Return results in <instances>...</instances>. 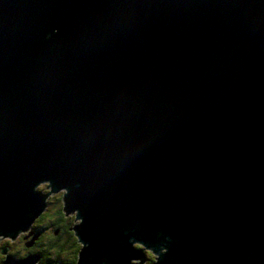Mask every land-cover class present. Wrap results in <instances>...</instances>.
Listing matches in <instances>:
<instances>
[{
  "label": "water",
  "instance_id": "obj_1",
  "mask_svg": "<svg viewBox=\"0 0 264 264\" xmlns=\"http://www.w3.org/2000/svg\"><path fill=\"white\" fill-rule=\"evenodd\" d=\"M59 190L76 264H264V0H0V237Z\"/></svg>",
  "mask_w": 264,
  "mask_h": 264
},
{
  "label": "trees",
  "instance_id": "obj_2",
  "mask_svg": "<svg viewBox=\"0 0 264 264\" xmlns=\"http://www.w3.org/2000/svg\"><path fill=\"white\" fill-rule=\"evenodd\" d=\"M38 190L45 189V184L37 186ZM55 203L43 211L41 219L33 221V227L39 228L37 233H41L37 245L31 248H21V244H11V252L19 257L25 256L26 251L37 252L40 254L41 261L45 260L49 264H76L77 243L69 229L74 226L75 220L73 213L61 215V193L54 196ZM53 196H47L44 201L52 202ZM24 248V249H23ZM22 250L25 252L22 253Z\"/></svg>",
  "mask_w": 264,
  "mask_h": 264
},
{
  "label": "flooded vegetation",
  "instance_id": "obj_3",
  "mask_svg": "<svg viewBox=\"0 0 264 264\" xmlns=\"http://www.w3.org/2000/svg\"><path fill=\"white\" fill-rule=\"evenodd\" d=\"M46 188V187H45ZM42 193H46L47 191H46V189H44V190H42L41 191ZM55 200H53L52 199V202L50 201V202H47V201H44L45 202V208H44V210H46L50 205H52L53 203H55L54 202ZM43 210V211H44ZM43 211L41 212V214H39L38 216H36L35 218H34V220L33 221H36V219H41V217H42V215H43ZM33 221H32V223L30 224V226L29 227H33ZM15 238V237H14ZM14 238H11V239H4L3 238V241L2 242H0V248H3V256L4 257H16V258H22V257H19L17 254H15V253H12L11 252V244L13 245V243H19V244H21V248H22V246H23V244H24V233H20L17 237H16V240H14ZM39 238H41V233L39 234V233H37L36 235H35V237H34V239L32 240V242H31V244H30V246H29V248H31L33 245H37V243H38V239ZM24 249V248H23ZM25 251L24 250H22V253H24ZM32 254H34V256H33V260H32V264H49L46 260H45V262H42L41 261V256H40V254L39 253H37V252H31V251H26L25 252V256H23V257H26V256H29V255H32Z\"/></svg>",
  "mask_w": 264,
  "mask_h": 264
},
{
  "label": "rangeland",
  "instance_id": "obj_4",
  "mask_svg": "<svg viewBox=\"0 0 264 264\" xmlns=\"http://www.w3.org/2000/svg\"><path fill=\"white\" fill-rule=\"evenodd\" d=\"M43 184H45V183H43ZM40 185H41V184H40ZM45 189H46V188H45ZM60 193H61V190H59V191H55V192H52V193H49L48 196H51V197L53 196L52 199L55 200V197H54V196L57 195V194H60ZM73 224H75V223H73ZM19 234H20V233H19ZM19 234H16V235L14 236V237H15L14 240H16V237H17ZM10 237H11V236H10ZM10 237H9V236H2V237H0V242L3 241V238L9 240V239H11Z\"/></svg>",
  "mask_w": 264,
  "mask_h": 264
}]
</instances>
